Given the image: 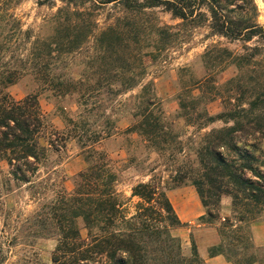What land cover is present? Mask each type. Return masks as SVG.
Here are the masks:
<instances>
[{"label":"trees","instance_id":"trees-1","mask_svg":"<svg viewBox=\"0 0 264 264\" xmlns=\"http://www.w3.org/2000/svg\"><path fill=\"white\" fill-rule=\"evenodd\" d=\"M17 1L0 0V161L8 166L1 182L0 264H44L33 247L37 240L48 238L57 241L53 264H206L193 239L186 253L181 239L173 234L174 229L189 224L179 218L166 192L187 183L194 186L206 210L199 221L220 223V243L209 248V255H223L233 264H264V248L254 244L251 232V224L264 211V48L246 45L238 54L213 44L202 55L204 69L213 73L201 79L192 77L188 85L180 82L176 120L198 132L218 121L233 123L200 137L194 167L182 164L185 145L169 116L157 108L153 82L145 83L148 68L144 62L145 55L154 62L159 60L204 24L212 36L230 41L264 39L255 0H60L64 6L54 16L53 36L35 37L34 41H30L31 32L24 31L9 13ZM108 5L116 17L101 26L99 10ZM156 8L182 23L162 24L152 12ZM22 36L31 45L29 54L10 59L28 64L44 81L41 69L52 45L59 46L62 55H71L93 39L97 53L88 64L97 63L103 71L80 72L79 79L61 82L60 93L73 94L80 87L82 105L99 101L102 106L130 105L132 109L133 122L123 131L119 121L107 118L106 129L89 146H82L86 147L87 167L77 174L73 190L62 186L52 190L49 198L45 195L55 187L52 177L38 178L49 151L40 141L45 121L38 97L16 100L6 91L26 73L9 68L6 62ZM231 67L238 75L218 86L215 72ZM138 87L141 91L131 96L130 103L120 100ZM216 100L224 110L211 115L208 105ZM120 134L131 145L139 144L169 164L167 180L159 179L155 168L137 169L149 180L132 187L131 199L136 201L131 206L117 189L116 162L96 147ZM59 139L55 136L49 141L56 152L65 147L58 145ZM12 186L18 191L25 187L36 204L27 216L7 207ZM223 196L231 198L234 216L222 221L219 207Z\"/></svg>","mask_w":264,"mask_h":264},{"label":"rangeland","instance_id":"rangeland-1","mask_svg":"<svg viewBox=\"0 0 264 264\" xmlns=\"http://www.w3.org/2000/svg\"><path fill=\"white\" fill-rule=\"evenodd\" d=\"M255 3L259 11L258 23L264 26V0H255ZM63 6L64 4L60 0H18L9 13L19 20L24 31L29 30L31 32L30 36L32 38L30 41H34L35 37L45 39L53 36L55 28L54 16L58 9ZM152 12L155 13L162 24L176 25L182 23V20L174 19L170 13L162 8L153 9ZM99 14L100 17L98 18L101 26H104V22L107 19L110 22L116 17L112 5L100 9ZM182 33H184L183 30ZM190 34L191 36L187 42L169 49L159 60L154 62L150 56L145 55L144 62L148 68L145 83L153 82L152 89L157 99V108H160L166 116H169V122L174 123L173 128L176 133L181 135L185 145L186 157L183 159L182 164L187 167H194L197 163L194 149L197 147L200 137L212 129H221L231 126L233 123L225 124L222 121H218L198 132L196 127L187 126L183 120H176L179 110L178 95L182 87L180 82L183 81V83L185 82L188 85L192 77L201 79L213 73L206 72L202 62V55L209 46L219 43L223 47L239 54L244 52L246 45L264 48V39L254 38L251 42L230 41L223 37L212 36L207 24L193 29ZM15 42L16 39H13L12 43ZM16 45L19 46L13 48L15 53L12 54L11 52L13 51H11L7 55V66L9 68L15 67L20 72L26 73L14 84L10 85L6 91L16 100H22L29 95H37L38 97L45 121V129L41 134L40 141L42 145L49 148L46 161L40 165L38 178L43 180L49 176L52 177L51 184H55V187L46 191L45 196L49 198L54 194L52 190H59L62 186L68 191L73 190L77 174L87 167L86 147L83 148L82 146L83 144L84 146H89L95 140V137L106 129L107 118L119 121L118 127L120 131H123L126 126L133 122L129 114L132 109L129 108L130 105L126 107L119 104L109 105V107L102 106L99 101L82 105L80 103V87L73 94L62 95L60 93V89H62L61 82H66L69 78L79 79L80 72L103 71V68L99 67L97 63L92 66L88 64L90 60L96 58L97 51L93 39L83 44L79 50L71 55H62L59 53V46L52 45V52L47 58L45 66L41 69V72H45L46 81L36 75V70L34 71L28 64L11 61V56L16 58L20 56L22 58L25 55L26 57L31 48L29 40L25 36H22ZM183 68L188 71L182 72ZM215 73H217L215 79L218 86H222L227 80L238 75L239 72H236L231 67L225 72ZM140 91L141 87H138L121 97L120 100L130 103L131 96L140 93ZM208 110L211 115L220 114L224 110L223 104L220 100H216L208 105ZM55 136L60 138L58 145L65 146L59 152L49 147L50 139H55ZM64 139L65 142L63 141ZM127 142V136L120 134L119 136L102 140L96 147L107 152L116 162L115 168L119 171L117 189L124 200L129 201V206H131L136 201L131 199L132 187L142 180H149V177H144L137 169L143 166L155 168L154 174L159 179L167 180L169 178L167 171L169 164H166L164 160H159L157 155L149 153L141 145L138 144L136 147ZM135 159V163H132L131 160ZM140 162H142V165L138 166ZM7 172V164L0 161V203L4 201L1 182ZM186 187H191L193 194L187 191L186 194L179 196L178 189ZM12 189L14 192L7 200V207H15V214L21 213L23 217L27 216L36 208V204L30 200V194L25 187L20 191L15 190L14 186H12ZM194 190H196L194 186L187 183L176 189L167 190L166 193L174 206L182 202L181 198L185 200H191L194 197L199 198L197 191ZM226 201L228 203H225ZM228 204L231 212L226 215L223 213V208L228 206ZM0 207H2V204H0ZM219 212L222 221L223 218H233L232 200L229 196L222 197ZM257 221H264V211L260 214ZM182 222L189 225L174 229L173 234L181 239L186 253H189L191 239L194 240L197 246L198 244L203 246L219 236V221L206 225L199 221V218L191 222ZM1 223L2 217L0 213V225ZM81 232L83 236L86 235L84 229ZM56 246L57 241L53 238L39 239L34 244L33 250L38 253L42 263L53 264L52 254Z\"/></svg>","mask_w":264,"mask_h":264},{"label":"crops","instance_id":"crops-1","mask_svg":"<svg viewBox=\"0 0 264 264\" xmlns=\"http://www.w3.org/2000/svg\"><path fill=\"white\" fill-rule=\"evenodd\" d=\"M188 189V190H187ZM193 194L191 187H186L183 189H178V195H184L187 193ZM196 191V190H194ZM182 202L179 205H174L177 213L179 214L182 221L191 222L196 218L203 216L206 213L205 208L202 203H200V198L194 197L191 200H185L181 198ZM225 203H228L227 201ZM231 212V208L228 206L223 208V213L228 215ZM251 232L254 244L257 247L264 248V221H257L251 224ZM220 243V237H215L211 242H208L206 245L198 244V252L200 256L204 259L206 264H233L228 261V259L223 255H218L211 257L208 253V250L212 246H216ZM259 264V263H255Z\"/></svg>","mask_w":264,"mask_h":264}]
</instances>
